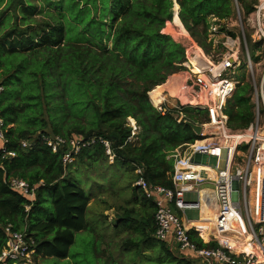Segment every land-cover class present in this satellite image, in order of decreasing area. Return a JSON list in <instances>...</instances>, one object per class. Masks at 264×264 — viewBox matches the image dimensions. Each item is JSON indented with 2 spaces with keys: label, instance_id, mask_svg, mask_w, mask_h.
Wrapping results in <instances>:
<instances>
[{
  "label": "trees",
  "instance_id": "16d2710c",
  "mask_svg": "<svg viewBox=\"0 0 264 264\" xmlns=\"http://www.w3.org/2000/svg\"><path fill=\"white\" fill-rule=\"evenodd\" d=\"M5 1L0 24L10 11L14 17L0 35L4 91L0 117L5 147L16 156L3 158L0 153V253L4 228L11 224L15 230L27 229L37 254L64 261L70 257L76 234L88 228L90 203L88 193L71 177V169L77 161L97 163L106 157L105 148L99 142L84 148L76 162L65 168L62 157L67 149L54 154L43 137L101 138L111 144L118 161L141 165L149 185L174 189L170 156L198 137L172 114L158 112L149 100L151 91L174 84L186 72L181 66L187 60L186 49L165 29L174 11L172 35L207 40L210 17L229 19L233 0H176L175 4L173 0H0V8ZM39 1L45 12L39 11ZM238 2L245 4L248 13L255 3ZM38 13L44 16L37 17ZM251 91L250 84L243 83L227 103L233 131L246 130L254 120ZM185 114L194 124L206 118L201 110L188 108ZM128 118L140 128L136 145L126 144L131 135ZM23 141L32 144L23 148ZM207 141L199 140L196 147ZM11 179L36 188L34 199L11 188ZM47 195L49 205L44 207ZM215 219L214 209L202 206L201 220L193 225L209 237ZM151 222L144 227L151 229L145 234L154 238V215ZM189 236L200 248L216 246L203 243L194 231ZM159 243L173 263L193 264Z\"/></svg>",
  "mask_w": 264,
  "mask_h": 264
},
{
  "label": "built area",
  "instance_id": "2783aa9c",
  "mask_svg": "<svg viewBox=\"0 0 264 264\" xmlns=\"http://www.w3.org/2000/svg\"><path fill=\"white\" fill-rule=\"evenodd\" d=\"M254 1L253 9L246 18L238 0H233L234 24L233 17L225 20L210 17L206 40L210 53H206L194 39H187L188 62L186 60L181 65L186 72L182 84H179L184 89L181 92L183 96L177 97L165 91L156 105L150 99L158 112L164 116L172 114L178 124L190 121L185 114L188 108L206 112L205 120L195 123L202 127L198 139L180 146L170 156L174 160L171 176L174 189L149 185L143 176V167L133 165L136 175L134 187L155 209L154 238L196 264H264V64L254 63L249 50L252 43L258 45L254 58H261L264 52V0ZM196 45L200 47L198 51ZM191 60L197 73L186 66ZM242 67L252 89L254 120L246 130L233 131L229 127L226 108L241 85L237 76ZM1 91L3 88L0 87V94ZM193 101L196 103L193 104ZM3 125L0 117V153L3 158H14L16 154L5 147L7 141ZM128 127L131 135L126 144L136 145L140 128L135 119L128 118ZM238 134L249 135V138L236 140L233 145L230 140ZM43 140L54 154L67 149L62 157L65 168L76 162L82 149L98 142L104 146L105 155L112 163L116 159L111 144L101 138L67 140L50 135ZM199 140L209 141L198 148L196 144ZM31 144L23 141L22 147L29 148ZM224 151L225 165L219 169ZM211 158H216V167L209 166ZM9 182L11 188L30 200L34 199L36 188L18 179ZM207 190L213 193L203 194ZM190 193L197 194V202L185 201V195ZM202 206L214 209L216 215L208 242L197 231L194 222L184 219L188 210H198L202 214ZM29 209V206L26 207L27 211ZM190 231L196 232L203 243H214L216 246L198 247L189 236ZM4 233L6 239L0 253V264H35L36 243L27 235V229L15 230L9 224Z\"/></svg>",
  "mask_w": 264,
  "mask_h": 264
},
{
  "label": "rangeland",
  "instance_id": "374dc122",
  "mask_svg": "<svg viewBox=\"0 0 264 264\" xmlns=\"http://www.w3.org/2000/svg\"><path fill=\"white\" fill-rule=\"evenodd\" d=\"M253 1L247 0L248 4H251ZM6 2L1 5L0 10L5 7ZM37 3L40 7L39 11H42L45 7L44 4L41 1ZM240 6L242 7L243 16L245 14V17L248 18V14L252 10L248 13L244 3H240ZM42 16H44L43 13H38L37 15L40 18ZM4 17L6 20L2 25L0 24V35L11 26L14 15L10 11ZM232 17L233 15L230 18ZM235 20L234 16L232 24L236 23ZM172 27V23L169 24L165 32L186 49L189 46V41L185 38L172 35L170 31ZM191 38L194 39L193 36ZM194 40L206 53H210L211 49L207 45L205 38L199 37L198 41ZM109 46H111V43ZM260 46L263 47V44L261 43ZM249 50L251 51L253 62L263 65L264 52L261 58H254V55L258 51V45L250 43ZM259 76L260 73L258 74ZM237 77L241 80V84L248 83L244 67L238 72ZM177 78L173 90L184 92L181 85L179 86V84H182L184 78ZM3 92L1 91L0 95ZM167 92L169 93L170 91ZM170 94L173 95L171 92ZM184 101L186 100L184 99ZM53 111L52 115L57 114L55 110ZM57 115L56 119L59 121L61 118L59 114ZM225 157L226 153L224 151L219 169L224 168ZM209 166L216 167V158L210 159ZM70 175L77 180L79 186H83L92 192L94 199L88 211V228L82 233L76 234V241L70 249L68 260L47 259L42 254H37L35 264H177L173 263L164 254L161 244L151 234H145L144 227L152 225L151 216L154 215L155 210L149 201H147L148 203L145 201L142 193L139 192L138 195V191L134 187L136 175L135 167L132 164L118 161L117 159L112 163L106 155V157L100 159L97 163L86 160L84 163L77 161L75 168L71 169ZM207 187L212 188L213 186L207 185ZM184 199L188 203H195L198 201V196L196 193H190L186 194ZM49 200L50 196L47 195L43 203L44 207L49 205ZM105 211L109 214L110 218L105 216ZM200 218L201 213L198 210H188L184 215V219L189 222H197ZM198 231L203 232L202 230ZM147 237H149L148 241L144 242V238L147 239ZM193 264L196 263L193 262Z\"/></svg>",
  "mask_w": 264,
  "mask_h": 264
},
{
  "label": "bare ground",
  "instance_id": "6f19581e",
  "mask_svg": "<svg viewBox=\"0 0 264 264\" xmlns=\"http://www.w3.org/2000/svg\"><path fill=\"white\" fill-rule=\"evenodd\" d=\"M177 3V2H176ZM179 11H180V7H179ZM173 27L170 29V31H171V33H173V29H174V16H173ZM190 40L191 41H194L192 38H191V36H190ZM196 48H197V51L200 49V47L198 46V45H196ZM195 64H194V61L193 60H191V62H189L188 63V65H186L187 67H190L195 73H197V70H196V68H193V66H194ZM173 88H174V84H172V85H169V86H167V87H165L164 89H160V88H155L153 91H151L150 92V99L153 101V103L156 105L157 103H158V101H159V97L160 96H162V94L165 92V91H170L173 95H175V96H177V97H180V96H183L182 95V93L180 92V90H178V91H174L173 90ZM193 104H195L196 103V101H193L192 102ZM243 138H246V140L249 138V135H243V134H238V135H236V137H234V139H231L230 140V142H233V145L235 144V142H236V140H241V139H243ZM234 140V141H233ZM209 141V140H208ZM230 145V144H229ZM200 146H204V144L203 145H200ZM198 147V146H197ZM196 169H198V168H196ZM198 170H200V169H198ZM212 173H213V175H215V172L212 170ZM208 192H203V193H207V194H209V193H213L211 190H207ZM243 225V224H242ZM243 227H244V225H243ZM197 230H201V229H199V228H197ZM207 242H208V240H207Z\"/></svg>",
  "mask_w": 264,
  "mask_h": 264
},
{
  "label": "water",
  "instance_id": "95a60500",
  "mask_svg": "<svg viewBox=\"0 0 264 264\" xmlns=\"http://www.w3.org/2000/svg\"><path fill=\"white\" fill-rule=\"evenodd\" d=\"M173 1L176 3V0H173ZM173 16H174V11H173V14H172V22H171L172 24H173ZM185 124L193 131V133L197 137H199L201 135L202 127L200 125H196V124H194V123H192L190 121H187ZM206 163H208V158L206 159Z\"/></svg>",
  "mask_w": 264,
  "mask_h": 264
},
{
  "label": "crops",
  "instance_id": "0c3cea01",
  "mask_svg": "<svg viewBox=\"0 0 264 264\" xmlns=\"http://www.w3.org/2000/svg\"><path fill=\"white\" fill-rule=\"evenodd\" d=\"M75 167H73V169H74ZM80 188H82L83 190H85L87 193H88V195H89V198H90V203H89V208L91 207V202H92V200L94 199L93 198V196H92V192H90L89 191V189H85L83 186H79ZM138 193V195H139V191L137 192ZM147 202V201H146ZM148 203V202H147ZM150 204V203H149ZM152 205V204H151ZM153 207V206H152ZM89 211V210H88ZM104 214H105V216H107V217H109V214H107V212L105 211L104 212ZM110 218V217H109ZM201 220V219H200ZM87 223L89 224V217H88V213H87ZM153 224V223H152ZM151 231V229H150V227H147L146 229H145V233L146 234H148L149 232ZM201 232V231H200ZM202 234H203V236L205 237V235H204V233L203 232H201ZM152 236H153V234H152ZM206 238H209V237H206Z\"/></svg>",
  "mask_w": 264,
  "mask_h": 264
}]
</instances>
